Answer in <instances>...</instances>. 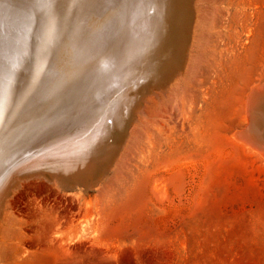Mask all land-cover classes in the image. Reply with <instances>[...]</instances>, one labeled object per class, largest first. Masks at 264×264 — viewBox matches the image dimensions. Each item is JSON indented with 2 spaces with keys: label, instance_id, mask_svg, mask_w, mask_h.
<instances>
[{
  "label": "rangeland",
  "instance_id": "374dc122",
  "mask_svg": "<svg viewBox=\"0 0 264 264\" xmlns=\"http://www.w3.org/2000/svg\"><path fill=\"white\" fill-rule=\"evenodd\" d=\"M180 6L179 25L170 27L180 60L169 68L157 57L134 68L137 75L97 114L99 129L85 131L82 155L64 160L50 145L10 168L0 189L14 198L6 263L264 264V158L235 136L247 93L264 83V0ZM200 42L212 60L192 61ZM206 68L193 112L173 118L179 80L190 84ZM180 170L182 181L155 193V177ZM57 218L62 247L49 233Z\"/></svg>",
  "mask_w": 264,
  "mask_h": 264
},
{
  "label": "bare ground",
  "instance_id": "6f19581e",
  "mask_svg": "<svg viewBox=\"0 0 264 264\" xmlns=\"http://www.w3.org/2000/svg\"><path fill=\"white\" fill-rule=\"evenodd\" d=\"M74 1L75 0H68V3L66 2L67 5L64 6L63 12H61V16L63 20H65V22H67L68 18L70 19V16H71L70 13L74 12L73 6H72ZM89 1H92V0H88V2ZM97 1L101 2L100 4L103 5L109 0H97ZM182 1L181 0H163L164 6H161L158 9L155 7V0H114L112 2L113 6L118 5V11L116 14L119 17L115 25V30H113V33L108 36V42L106 40L99 41L100 48L98 50L94 49L92 50V52H90L89 60L91 64H89L88 68L96 74L95 76L96 83L94 87L92 88V91L87 101L84 104H82L80 108H75L74 106H70L69 108L67 107L68 109L66 108V110H62V111L60 110V108H57V106L54 105L55 109L53 110L51 109L41 118L43 110L41 112L40 110L38 111L39 104L35 100L34 104L35 106H37L36 112H33L36 115L35 119L37 118L36 121L34 122L35 127L32 128V130H29V132H25L24 130L23 133H21L20 131L19 137L17 135V137H15L12 141H10L7 146H4V147L0 146V149H2V151H0V163H3V168L1 170V172L2 171L3 172L1 173V176H0V189L6 184L3 181L5 177H7V174L10 168L13 166V164L15 163L18 164L20 159L22 157H25L24 156L25 153L30 152L33 154V152L35 151L37 154L38 153L40 154L41 152H37L38 150L45 149L49 147L50 145L51 146L54 145L55 147L52 149L57 148V152H58L57 154L60 155V158L64 160L71 159V158L75 159L76 157H79V155H82L83 153L82 140L88 134V133H85V131H88V132L91 131L92 133V132H95L94 130L99 129L98 128L99 126L97 125V121H96L97 114L100 111L101 112L104 111L101 109L104 107L106 101L108 100L109 102V100L113 99V95L117 93L118 90L129 80V76L132 77L133 75L134 76L137 75L138 72L134 73L136 71V70L133 71L134 68L138 67L139 65H141V67H144V65L147 66L148 62H150L154 58L157 59V57L160 58L158 61H160L163 66L168 65L169 68L171 67L170 64H172L173 61L177 62V60L181 57V55L179 56L178 51L176 49L177 46L175 45L173 40H175L174 34L178 35V31H175V32L173 31V35H170L172 31V30L170 31V27H173V25H177V26L179 25V19L181 18L180 17V13H181L180 5ZM159 2L161 3L160 0ZM171 19H172L171 21L172 26H169V27L165 26L170 23ZM164 21L166 22L164 23ZM106 23H107V19H105L104 22L102 21V23H99L97 25L96 30L97 31L101 30L102 24L104 27ZM168 28H169V31H168ZM197 28H200V27L197 26ZM73 43H74L73 47L76 46L75 44L78 43L77 39H75ZM91 44L95 45L94 41L92 43V39L88 42L87 46L84 45L85 47H87L86 54H85L86 57H87L88 52L90 51V47H92ZM62 49L63 47H61L59 52H61ZM207 49L208 47L205 45V43L200 42L198 44V48L196 47L195 51L193 52L192 61L194 60L200 61V59L203 61V58L212 60L210 59L211 54H208V57L206 56ZM190 51L191 50L189 49L188 52L190 53ZM67 54L68 55L65 58L67 59L65 63L66 64L65 76L67 75L66 76L67 81L65 85H68L67 83L69 81L72 82L73 77H74L73 76L74 71H75L76 76L79 75V71H80L79 65L81 64V62L78 63L77 55H75L72 49L69 50ZM59 58H60V55H59ZM207 59L205 61L204 66H208ZM163 66H162V69H163ZM42 67H43V64H42ZM82 67H84V65ZM199 75H200V78H197V72H196L195 77L190 84L184 83L182 79H181L182 81L179 80L178 83H180V86L182 84V87H181V91L180 92L178 91L177 103L175 105H172L171 108L168 109L170 115L173 118H177L180 112L184 111L185 109L188 110V112H191V113L193 112L194 110L193 102L194 104L196 103L195 98L197 96V88L199 86V83L203 81V78L206 79V77L208 76L207 68L203 73L201 70ZM72 84L73 83H71V85ZM177 87H179V85H177ZM72 88H74V86ZM204 94H206V92ZM259 96H261V85L260 84L252 85L250 88V91L247 93L246 100H245L246 118L245 120L242 119L243 123L241 126H239V128L235 132V136L237 137V140H240L246 147L256 152L262 158H264V111H263L264 101H258L256 99H253ZM63 102H64V99H63ZM11 106H12L11 98L8 96L3 106V110L0 111V133H1V126L4 124V121L6 120V115L8 111L10 110ZM259 107L260 109H258ZM250 111H251V115H250ZM258 111L262 113V118H260L259 120H257V118L255 117V113H257ZM1 113H3V115ZM34 116L32 115L31 119L27 118L26 116L25 118L26 120L23 121V125L28 123L30 120H32ZM186 118L188 117L186 116ZM83 119H85V121ZM249 120H250V125L248 123ZM185 121H187V119L184 120V123ZM184 125L183 127H181V123H180V127H181L183 134L185 132V135H189L191 132H194L193 130L188 132L189 129L186 130V127H185L186 125L185 126ZM18 126H21L20 123L18 124ZM187 127H188V124H187ZM7 134L8 132L6 133V135ZM191 134L193 136V133ZM0 145H1V139H0ZM6 152H7V155H6ZM51 153L53 154L54 150ZM57 154L55 153V155ZM10 155H11V158H13L12 156H14V158L10 162L8 160V163H7L5 158ZM28 155L30 156V154ZM30 157H28V159ZM36 158L39 159L38 157ZM19 163L21 164V162ZM33 164L34 163H31V165ZM180 172L181 170L179 172L172 171L171 173H168V175H165V176L164 175L159 176L157 174L158 175L157 177H155L154 179L152 178L153 179L152 188L156 191L155 193H157L160 189L164 187H168V186L173 187L174 183L177 181L178 182L182 181L183 173L181 174ZM148 179H150V177ZM11 183L12 182L10 181V184ZM174 187L176 188V186ZM4 189L5 188L0 190V200H1L0 201V206H1L0 207V264H9L5 262V255H6V247L8 246V244L12 243V241H14L15 239V230H14L15 223L12 217V214L14 211L13 209L14 198L12 197L13 196L12 193L9 195V191L12 189L8 191L7 189L9 188H7L6 189L8 191L7 193H5L6 190L4 191ZM49 229H50L49 233H51V230L58 233L57 234L58 236L56 239L57 241H55L54 239L55 237L53 239L55 242L59 243L58 245L62 247L63 246L62 243L65 238L64 221L63 220L61 221L60 218H57L55 229L53 227H50Z\"/></svg>",
  "mask_w": 264,
  "mask_h": 264
},
{
  "label": "water",
  "instance_id": "95a60500",
  "mask_svg": "<svg viewBox=\"0 0 264 264\" xmlns=\"http://www.w3.org/2000/svg\"><path fill=\"white\" fill-rule=\"evenodd\" d=\"M113 1L101 5L97 0H75L72 4L74 12L65 22L61 12L68 0H52L54 7L48 12L34 10L37 0H0V67L19 60L14 85L8 95L12 106L1 126V146H7L17 135L19 137L20 131L29 132L35 127V100L39 104L38 111L43 110L41 118L55 109L54 105L62 111L70 106L80 108L87 101L96 83V74L88 68L90 52L100 48L99 41L108 42L119 17L116 14L118 5L113 6ZM105 19L106 25L103 27L102 24V29L97 31V25ZM75 39L78 43L73 47ZM91 39L95 45L91 44L86 57L85 46ZM71 49L77 55L78 63L81 62L80 71L77 76L74 71L72 82L65 85V58ZM260 101H264V83ZM32 115L35 116L30 120ZM26 116L30 121L23 125ZM255 117L259 120L262 113L258 111Z\"/></svg>",
  "mask_w": 264,
  "mask_h": 264
},
{
  "label": "snow or ice",
  "instance_id": "6c2138e0",
  "mask_svg": "<svg viewBox=\"0 0 264 264\" xmlns=\"http://www.w3.org/2000/svg\"><path fill=\"white\" fill-rule=\"evenodd\" d=\"M54 7L52 0H37L34 10L37 12H48ZM19 69V60L8 62L0 67V111L7 100L8 95L11 93L15 74ZM2 151V149H0Z\"/></svg>",
  "mask_w": 264,
  "mask_h": 264
}]
</instances>
